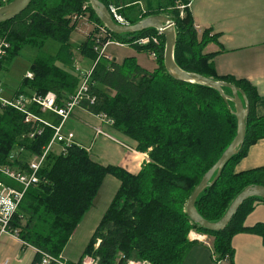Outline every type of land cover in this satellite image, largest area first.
<instances>
[{
  "label": "trees",
  "instance_id": "1",
  "mask_svg": "<svg viewBox=\"0 0 264 264\" xmlns=\"http://www.w3.org/2000/svg\"><path fill=\"white\" fill-rule=\"evenodd\" d=\"M10 1H0V6ZM101 1L109 9L116 6L130 24L150 15L168 14L177 31L176 62L188 71L231 82L245 91L250 114L244 143L215 183L208 185L196 199V208L202 216L210 221L219 220L244 188L264 185V166L236 170L250 146L264 137V114L257 112L262 102L260 94L246 79L217 73L215 53L205 52L206 45L217 39L216 34L210 29L200 32L196 28L191 0H179L182 9L178 8L177 0ZM84 16L93 23V29L74 47L71 35ZM98 25L103 22L89 0H32L20 14L0 23V35L11 43L0 68L9 65L25 45L42 49L49 38L59 42L54 54L40 50L30 66L33 76L21 81L15 97L45 96L51 91L56 95V105L64 106L83 82V73L76 67L77 57L82 55L92 64L88 89L77 106L108 118L114 129L136 142L137 150L149 155V160L133 173L119 165L98 162L85 145L55 142L59 150L51 147L47 152L35 172L37 181L25 189L12 220L20 238L38 249L30 264L41 263L40 251L60 255L94 206L108 174L118 178L120 185L74 264H82L86 255H91L96 264H127L129 259L181 264L195 243L188 239L192 229L212 236L216 260L232 256V238L236 233L254 231L264 240V222L245 224L258 201L264 202L262 197L246 199L220 231L194 223L186 212L192 191L237 134V117L220 92L210 86L177 80L168 73L163 34L159 35L160 44L132 42L139 36L158 35L154 27L121 34L109 30L110 37L139 51H155L154 70L140 66L135 57H125L122 62L99 57L98 44L102 46L108 35L104 34L97 42ZM224 90L231 94L230 88ZM229 105L235 109L231 100ZM26 109L47 124L41 120L27 122L23 111L0 105V162L29 173L28 157L43 154L62 117L35 102L27 103ZM38 128L41 132L31 137L30 133ZM0 180L19 186L6 176L0 175Z\"/></svg>",
  "mask_w": 264,
  "mask_h": 264
},
{
  "label": "crops",
  "instance_id": "2",
  "mask_svg": "<svg viewBox=\"0 0 264 264\" xmlns=\"http://www.w3.org/2000/svg\"><path fill=\"white\" fill-rule=\"evenodd\" d=\"M190 8L196 28L200 32L210 29L212 34H216L217 39L206 45L205 52L215 53L213 60L217 73L246 79L253 84L262 98L257 112L264 114V0H191ZM91 64V62L89 65L85 62L84 69L90 70ZM138 64L147 70H152L139 62ZM30 70L29 67L21 81L26 76H33H29ZM15 93L12 98L7 99H13L16 96ZM25 121L32 120H27L26 115ZM62 127L65 132H74L75 140L85 145L91 151L93 158L102 164L119 165L136 173L149 160L148 153L136 150V142L114 129L108 118L94 114L84 107L76 106ZM96 128L103 129L111 138L98 136ZM260 166H264V137L250 146L248 153L237 163L236 170L242 171ZM119 185L120 181L117 178L111 175L106 176L99 191V195L103 193V202L106 203L104 198L107 197L106 207L112 195L110 193L107 196V192L115 193ZM106 207L95 212L93 206L76 228L64 249L66 256L63 255L71 263L74 264L79 260L88 243L82 247L83 243L79 242V247L73 248L76 232L87 225L80 238H89L100 222ZM259 222H264V202L262 201H258L245 220L248 226ZM194 234L200 238H196L192 232L191 236L195 239L192 241L195 243L190 247L181 264H264V240L254 231L236 233L232 238L234 247L232 256L222 260L215 258L211 235L200 232H194ZM75 250H77L76 256H74ZM37 251L36 247L22 240L19 235L0 234V264H30Z\"/></svg>",
  "mask_w": 264,
  "mask_h": 264
},
{
  "label": "water",
  "instance_id": "3",
  "mask_svg": "<svg viewBox=\"0 0 264 264\" xmlns=\"http://www.w3.org/2000/svg\"><path fill=\"white\" fill-rule=\"evenodd\" d=\"M31 1L32 0H11L8 3L1 5L0 23L10 20L20 14L28 7ZM89 2L97 16L103 22L104 26H106L108 30L113 33H133L150 27L158 29L165 36L164 65L168 73L177 80L206 85L218 90L227 102L228 107L236 115L238 121L236 136L217 162L205 173L202 180L194 188L186 202V212L194 223H198L200 226L209 230L220 231L225 229L239 209L240 205L246 199L251 196L264 198V185H248L234 198L228 210L217 221H210L206 219L196 208V199L199 194L208 185L215 183V181L220 177L227 162L233 155L239 152L244 143L247 132V121L250 114V103L245 91L231 82L217 80L198 72L188 71L181 67L175 60L177 31L175 22L171 19V17L164 14H157L144 17L133 24H120L114 20L109 7L101 0H89ZM224 87L230 88L231 94L226 93ZM230 100L234 103V110H232L229 105Z\"/></svg>",
  "mask_w": 264,
  "mask_h": 264
},
{
  "label": "built area",
  "instance_id": "4",
  "mask_svg": "<svg viewBox=\"0 0 264 264\" xmlns=\"http://www.w3.org/2000/svg\"><path fill=\"white\" fill-rule=\"evenodd\" d=\"M6 2L7 0H0ZM178 8L182 9V5H178ZM111 11L116 19L119 20L120 23L126 24L122 15L117 12V7H111ZM182 14V13H181ZM98 28L102 29L97 37V42H100L101 37L107 32V27L104 25H99ZM109 31V30H108ZM159 31V30H158ZM160 31L158 35H145L139 36L133 39V43L135 45H148V44H160ZM117 43L120 45L126 44L125 42L117 40ZM11 48L10 40L5 35H0V62L7 56L9 49ZM98 56L101 57L104 53L103 46L98 44ZM150 54L156 57V52H150ZM77 65V64H76ZM79 69L78 66H76ZM91 73V70L85 72V80L82 82L79 90L75 95L66 101L65 105L62 107H58L55 103L56 95L53 92H48L45 96L33 95L31 97H25L20 94L18 97H14L13 99H7L2 96V88L0 86V103L2 105H10L21 111L25 112L27 115V120L31 119L32 121L41 120L38 116L30 113L26 109V104L35 102L39 104L43 109H49L57 112L62 117V123L55 128V134L49 144L45 147L42 155H34L33 158L30 159L27 164L29 169L31 170L29 173H24L21 171L12 168L9 165L0 162V175L6 176L11 180H14L19 186H13L5 183L0 180V234L2 233H11L18 236L17 230H14L12 220L13 217L18 210L20 201L24 195L25 189L32 183L37 181V177L35 172L43 163L47 152L50 150L52 145L55 142H64L66 144H71L73 142L82 145L81 143L75 141L73 132L65 133L62 129L63 123L69 116L71 115L74 108L77 106L78 99L82 96V94L88 89V78ZM29 76H32V73H29ZM43 121V120H41ZM47 124V122L43 121ZM41 132V128L36 129L30 133V136H34L37 133ZM96 133L104 134L108 136V134L99 128H96ZM111 137V136H110ZM192 235V232L190 233ZM196 236V234L193 233ZM196 238H200V236H196ZM42 253V261L40 264H49L51 261H54L56 264H72L67 258L63 255L53 256L52 254L40 251ZM85 264H92V262H85ZM127 264H151L147 261L129 259Z\"/></svg>",
  "mask_w": 264,
  "mask_h": 264
},
{
  "label": "rangeland",
  "instance_id": "5",
  "mask_svg": "<svg viewBox=\"0 0 264 264\" xmlns=\"http://www.w3.org/2000/svg\"><path fill=\"white\" fill-rule=\"evenodd\" d=\"M180 3L181 2L179 0L176 1L177 6L181 5ZM113 7H115V6H113ZM110 11H111V9H110ZM111 13H112V11H111ZM164 15L169 16L168 14H164ZM115 21L120 23L118 19H116ZM120 24H124V23H120ZM92 28H93V23L88 20L87 16H84L80 19L77 27L75 28V30L72 32V35H71V42L74 45V47H77L86 39L87 35L89 34V32L91 31ZM98 31H102V29L100 28ZM106 34L108 35V39H106L102 43V46L104 49V53L102 56L110 57V59H112V60L117 59L120 62H122L123 61L122 59H124L125 57H135L136 60L141 65H143L145 67H148L152 70H154L157 67V58L154 55H152L146 51H139L137 48H135V46H131L128 44L127 45L126 44L120 45L117 43V39L110 37V32L108 30H107ZM58 48H59V42H57L56 40H54L52 38H49L45 41L44 47L42 49H40L38 47L31 46V45L23 46L21 48V50L19 51V53L15 56V58L13 59V61L9 65H7L3 68H0V86L2 88V96L5 98H12L14 96V93L17 90V88L20 84V81L27 74V71L29 70V67H30L34 57L39 53L40 50L47 51L49 53H56ZM77 62L79 64H77ZM85 62H87V64L89 65V63L91 61L84 58L82 55H78L77 60H76V64H77L76 66H78L79 67L78 70H81L83 73V81L86 78L85 72H87L89 70V69H84V63ZM87 82H88V80H87ZM99 129L104 131L101 128H99ZM104 132H106V131H104ZM73 134H74V132H73ZM99 134H97V135L98 136H106V135L101 134V133H99ZM106 137H110V135L108 134V136H106ZM74 138H75V134H74ZM52 147L55 151L59 150L58 149V147H59L58 143H55L54 145H52ZM135 148H136V146H135ZM136 150H137V148H136ZM108 175H111L114 178H116L112 174H108ZM107 184H108V182L105 183L104 188H106ZM110 193H112V195L110 197V199L112 200L115 193L108 191L107 196ZM102 195H103V193H100L99 197L97 198V200L95 202V205H94L95 212L99 211L102 207H106V205H107L106 204L107 203V197L104 198L106 200V203H105V201L103 202V200H102ZM100 204H102V205L100 206ZM107 207H106V209H107ZM106 209H105V211H106ZM96 226H95V228H96ZM86 227H87V225H85L81 231L79 230L76 232L75 239L73 242L74 245H72L73 248L79 247V245H80L79 242L83 243L82 247H84L85 244L88 242V240L91 237L93 232L91 233L90 237L87 239H84V238L81 239L80 238V236L82 235V232L86 229ZM191 232L194 233V232H198V231H196L195 229H192V230H190V232L188 234L189 240H195L190 235ZM84 249H83V252H84ZM83 252H82V254H83ZM82 254H81V256H82ZM60 255H65L64 250L60 253ZM76 255H77V250H75V253H74V256H76ZM93 259L94 258L91 255H86L82 259V264H85V262H92V264H96V262H94ZM142 261H147L148 263L154 264L148 260H142Z\"/></svg>",
  "mask_w": 264,
  "mask_h": 264
}]
</instances>
